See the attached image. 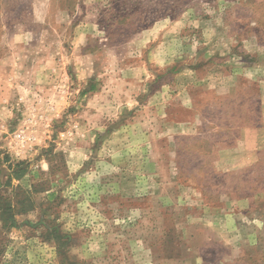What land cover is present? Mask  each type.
<instances>
[{"label": "rangeland", "instance_id": "374dc122", "mask_svg": "<svg viewBox=\"0 0 264 264\" xmlns=\"http://www.w3.org/2000/svg\"><path fill=\"white\" fill-rule=\"evenodd\" d=\"M34 185L0 264H264V0H0V194Z\"/></svg>", "mask_w": 264, "mask_h": 264}, {"label": "trees", "instance_id": "16d2710c", "mask_svg": "<svg viewBox=\"0 0 264 264\" xmlns=\"http://www.w3.org/2000/svg\"><path fill=\"white\" fill-rule=\"evenodd\" d=\"M21 165V164H19ZM18 165V167H19ZM23 169H17L12 177H18L22 174ZM44 186V185H43ZM44 187L41 185H34L32 190L24 189L21 186L12 188V196L9 198L6 195L0 194V221L4 223V227L11 228L17 226L20 221L19 217H25L36 209L35 202L33 200V194L44 192ZM24 218V219H25ZM26 220V219H25ZM41 223L44 228V233L51 239L58 243L60 250L65 248L66 241L65 235L62 234L55 219L49 218L47 213H44L41 217ZM2 231H0V263L2 255L5 251L4 239L1 238Z\"/></svg>", "mask_w": 264, "mask_h": 264}]
</instances>
